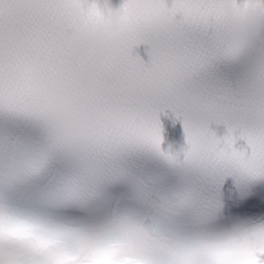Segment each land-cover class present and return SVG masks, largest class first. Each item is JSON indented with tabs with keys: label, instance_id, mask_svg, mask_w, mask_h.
<instances>
[{
	"label": "snow or ice",
	"instance_id": "obj_1",
	"mask_svg": "<svg viewBox=\"0 0 264 264\" xmlns=\"http://www.w3.org/2000/svg\"><path fill=\"white\" fill-rule=\"evenodd\" d=\"M72 5L0 0V264H264V217L223 212L229 178L241 197L264 183L247 0H123L122 44ZM169 111L182 173L161 149ZM213 124L247 142L241 164L220 162Z\"/></svg>",
	"mask_w": 264,
	"mask_h": 264
},
{
	"label": "clouds",
	"instance_id": "obj_2",
	"mask_svg": "<svg viewBox=\"0 0 264 264\" xmlns=\"http://www.w3.org/2000/svg\"><path fill=\"white\" fill-rule=\"evenodd\" d=\"M248 6L241 14L240 23L243 27L246 39L255 40L264 31V6L259 0H247ZM90 16L93 18L92 35L95 39L111 43L122 44L129 36L127 14L122 7H114L111 0H73L72 20L78 22L81 18ZM219 147L220 162L225 166L238 165L243 162L244 150L236 147L238 139L229 142L225 136ZM162 151L168 155V162L178 172L184 168L178 158L180 151L171 149ZM186 163V161H185Z\"/></svg>",
	"mask_w": 264,
	"mask_h": 264
}]
</instances>
